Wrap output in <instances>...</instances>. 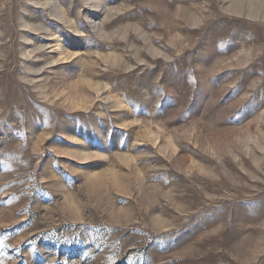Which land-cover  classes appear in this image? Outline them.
Segmentation results:
<instances>
[{"label":"rangeland","instance_id":"obj_1","mask_svg":"<svg viewBox=\"0 0 264 264\" xmlns=\"http://www.w3.org/2000/svg\"><path fill=\"white\" fill-rule=\"evenodd\" d=\"M0 264H264V0H0Z\"/></svg>","mask_w":264,"mask_h":264}]
</instances>
